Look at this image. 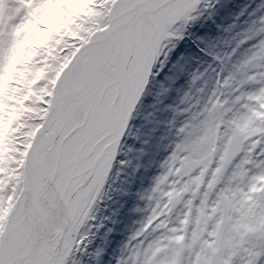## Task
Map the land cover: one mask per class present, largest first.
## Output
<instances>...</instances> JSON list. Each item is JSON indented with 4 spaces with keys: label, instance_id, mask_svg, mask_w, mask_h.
<instances>
[{
    "label": "snow or ice",
    "instance_id": "6c2138e0",
    "mask_svg": "<svg viewBox=\"0 0 264 264\" xmlns=\"http://www.w3.org/2000/svg\"><path fill=\"white\" fill-rule=\"evenodd\" d=\"M19 2L30 11L28 18L13 29L12 35L19 39L6 71L0 73V264H67L80 248V229L91 219L90 210L113 166L137 101L146 88L156 85L158 78L167 82L177 75L180 61H172L173 55L179 57L174 53V41L182 38L185 27L197 19L193 13H198L200 6L207 10L213 5L211 0ZM3 4L0 0V8ZM85 17L84 23L77 22ZM57 33L61 38L54 40L52 50L40 61L42 67L29 72L16 67L35 54L25 53L26 45L46 47ZM250 39L256 41L258 55H264V38ZM49 57L52 64L47 62ZM13 74L27 79L28 89L20 98L6 95L10 83H21L13 80ZM260 75L264 77V73ZM247 99L257 107L250 108L249 115L240 121L232 122V134L225 142L221 164L209 187L240 152L243 140L264 133V127L257 124L264 123V87ZM217 110L215 103L208 109L199 145L176 146L169 157V174L187 175L203 164L200 176L192 180L199 187L211 156V152L201 153L200 145L214 143L217 138ZM23 113L30 114L32 123L12 127ZM22 128L26 130L21 132ZM11 133L19 135L12 138ZM9 152L15 155H7ZM185 152L188 155H183ZM193 154L198 158L194 159ZM167 175L158 178L157 186L165 182ZM238 175L243 176V171ZM254 179L258 184L253 183L239 201L222 197L221 210L237 213L229 229L233 235H225L222 216L207 233L210 239L201 241L195 264H232L249 235L256 243L243 249L244 264H258L264 256V175ZM187 188L185 185L179 192L167 193L169 202ZM197 211L205 224L211 219L203 207ZM159 215L150 217L145 227ZM199 239L194 232L192 243ZM169 241L180 248L167 264H180L184 237H170ZM160 251L158 245H150L144 251L143 264H155Z\"/></svg>",
    "mask_w": 264,
    "mask_h": 264
},
{
    "label": "rangeland",
    "instance_id": "374dc122",
    "mask_svg": "<svg viewBox=\"0 0 264 264\" xmlns=\"http://www.w3.org/2000/svg\"><path fill=\"white\" fill-rule=\"evenodd\" d=\"M211 4L213 6L207 10L200 6L198 11L202 16L190 22L183 37L175 40L174 53L179 57L173 55L172 61H180L177 75L167 82L158 78L156 85L146 88L137 101L127 133L119 142L113 166L90 210L91 219L80 229L83 236L80 248L67 264H91L95 258H98L96 264H143L144 251L150 245L161 248L154 258L155 264H167L173 252L180 248L169 241L174 236L184 237L180 264H193L201 241L210 239L207 233L222 216L225 235H233L229 229L237 213L221 210L222 197L239 201L253 183L258 184L254 178L264 175V133L243 140L240 152L223 167L211 187L209 184L221 164L225 142L232 134V122L240 121L249 115L250 108L257 107L247 97L264 87V77L260 75L264 73V55H258L259 48L254 46L256 41L250 39L264 38V0H211ZM29 11L19 0H4L0 8V39L3 40L0 73L6 71L15 51L12 47L19 39L12 35L13 29L28 18ZM86 20V17L79 18L77 22ZM56 38L61 37L54 35L49 43L46 42V47L26 45L25 53L35 54L23 66L18 64L16 67L25 72L40 51L52 50ZM51 61L50 58L47 62L51 64ZM250 76L255 79L248 80ZM13 80L21 83H10L6 95L20 98L28 83L26 78L15 74ZM214 103L218 105L214 116L218 118L215 122L219 129L214 143L200 145V152H211V156L197 187L192 180L200 176L204 165H198L187 175H172L169 174V157L178 144L199 145V138L204 135L203 122ZM257 124L264 127V123L257 121ZM181 128H184L183 132L179 131ZM254 141L256 147L252 148ZM193 158L198 157L193 154ZM241 171L243 176L238 175ZM165 174H168L167 179L157 186L158 178ZM185 185L187 191L180 192L170 203L167 193L179 192ZM201 207L211 215L206 224L197 211ZM213 208H217L215 213ZM156 213H160L158 218L145 227ZM229 216L232 219H228ZM194 232L200 239L192 243ZM190 243L191 247H187ZM255 243L254 237H246L232 258V264H244L243 249ZM263 262L264 256L258 264Z\"/></svg>",
    "mask_w": 264,
    "mask_h": 264
},
{
    "label": "bare ground",
    "instance_id": "6f19581e",
    "mask_svg": "<svg viewBox=\"0 0 264 264\" xmlns=\"http://www.w3.org/2000/svg\"><path fill=\"white\" fill-rule=\"evenodd\" d=\"M201 7H202V6H201ZM202 8H203V7H202ZM199 12H200V11H198V13H195L194 15H197V17L202 16V14H200ZM85 26L87 27L88 25L85 23ZM9 28L12 29L11 26H9ZM62 31H63V30H62ZM54 35L57 36V37H59V34H58V33H57V34H54ZM54 35H53V36H54ZM56 39H57V38H56ZM50 41H51V40L47 41V43H49ZM174 43H175V41H174ZM14 44H17V43H14ZM53 45H54V43H53ZM13 46L16 47V45H13ZM14 47H12L13 50H15ZM10 48H11V47H10ZM49 51H50V50H49ZM49 51L42 50V51H40V52H41L40 55L37 54L36 57H33V58H32L33 62H31V63L29 64V66L27 67V69L25 70V72L34 71L35 69L42 67V64L40 63V61H41L44 57H46V56L48 55V52H49ZM50 58H51V57H49L48 59H50ZM35 60H37V61L35 62ZM51 62L53 63V61H51ZM52 63H51V64H52ZM26 81H27V79H26ZM41 83H43V81H42ZM37 87H38V86H37ZM27 89H28V87H25L24 92H26ZM29 115H30V114H28V113H23V114L20 116L19 120H17V121L12 125V127H16L17 124H20V123H23V124H25V125L32 123V121L28 119V116H29ZM239 115H241V114H239ZM128 125H129V122H128ZM22 129H24V128H22ZM127 129H128V126H127ZM126 133H127V132H126ZM11 135L14 136V138H15V136L19 135V133H11ZM125 135H126V134H125ZM125 135H123V136L121 137V139H122L123 137H125ZM11 146H12V145H9V147H11ZM7 155L12 156V155H15V153L9 152ZM110 185H111V183H110ZM110 185H109V190H111V187H112V186H110ZM97 259H98V258H95V260H92V261H91V264H96ZM94 262H95V263H94ZM263 263H264V262H263ZM193 264H195V259L193 260Z\"/></svg>",
    "mask_w": 264,
    "mask_h": 264
}]
</instances>
